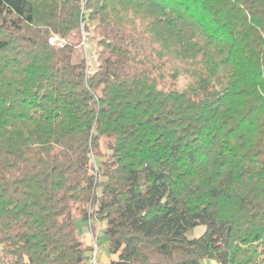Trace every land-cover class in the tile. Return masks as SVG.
<instances>
[{"label": "trees", "instance_id": "16d2710c", "mask_svg": "<svg viewBox=\"0 0 264 264\" xmlns=\"http://www.w3.org/2000/svg\"><path fill=\"white\" fill-rule=\"evenodd\" d=\"M77 219L110 264H264V0H0V262L87 264Z\"/></svg>", "mask_w": 264, "mask_h": 264}, {"label": "rangeland", "instance_id": "374dc122", "mask_svg": "<svg viewBox=\"0 0 264 264\" xmlns=\"http://www.w3.org/2000/svg\"><path fill=\"white\" fill-rule=\"evenodd\" d=\"M57 40V37L54 39ZM72 41L74 43L78 44L76 47V53L77 55H82L84 57H87L89 63L91 66H95V59L93 58L94 50L96 49L97 45L94 41L90 40L89 36L87 35V32H85V29L81 30V35L78 34L73 37ZM76 224L78 226V231L81 234V238L84 242H87L86 238V232L89 233V235H97L96 238L98 239V260L101 258L102 255H105L106 257H111V252L108 249L107 243H108V237L103 232V227L105 226V222H97V229L95 232L89 229L86 226V223L83 219H77ZM204 226H198L194 229L195 234H199L203 232ZM197 236V235H194ZM0 264H4L3 262H0Z\"/></svg>", "mask_w": 264, "mask_h": 264}, {"label": "built area", "instance_id": "2783aa9c", "mask_svg": "<svg viewBox=\"0 0 264 264\" xmlns=\"http://www.w3.org/2000/svg\"><path fill=\"white\" fill-rule=\"evenodd\" d=\"M90 244L92 246V250L88 256L87 264H100L98 260V239L95 235H93Z\"/></svg>", "mask_w": 264, "mask_h": 264}, {"label": "crops", "instance_id": "0c3cea01", "mask_svg": "<svg viewBox=\"0 0 264 264\" xmlns=\"http://www.w3.org/2000/svg\"><path fill=\"white\" fill-rule=\"evenodd\" d=\"M92 237L93 235H89V233L86 232L87 243L91 242ZM118 259H119L118 254H111L110 258L106 257L105 255H102L101 258L99 259V262L100 264H110L111 260H118Z\"/></svg>", "mask_w": 264, "mask_h": 264}]
</instances>
